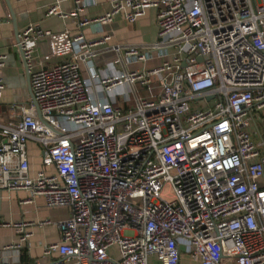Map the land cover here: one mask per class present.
Segmentation results:
<instances>
[{
	"label": "built area",
	"instance_id": "built-area-1",
	"mask_svg": "<svg viewBox=\"0 0 264 264\" xmlns=\"http://www.w3.org/2000/svg\"><path fill=\"white\" fill-rule=\"evenodd\" d=\"M65 1L75 10L52 7L46 17L78 18L98 0ZM151 8L157 41L115 46L97 70V47L111 40L106 27L115 16L134 24ZM91 25L101 40L39 25L21 32L43 123L31 100L11 106L8 124L0 115V197L27 192L22 205L42 198L46 208L70 212L44 258L264 264V135L256 118L264 111V0H113L111 12L79 23ZM7 61L0 50V100ZM120 88L127 91L117 95ZM31 143L41 154L35 176ZM30 226L2 224L19 242L0 251V263L19 264ZM13 250L17 258L5 259Z\"/></svg>",
	"mask_w": 264,
	"mask_h": 264
},
{
	"label": "crops",
	"instance_id": "crops-1",
	"mask_svg": "<svg viewBox=\"0 0 264 264\" xmlns=\"http://www.w3.org/2000/svg\"><path fill=\"white\" fill-rule=\"evenodd\" d=\"M16 16L19 33L31 25H39L43 30L54 33L69 32L72 36L83 33L88 40L99 41L102 38L101 29L96 25L79 27L83 19H98L112 10L113 0H98L95 4H88L83 14L78 18H61L60 16L46 17L47 11L57 7L62 14H69L75 10L73 2L65 0H9ZM158 11L154 8L148 9L145 16L136 23H129L124 13L115 16L107 30L111 32V40L107 44L97 47L98 58L95 61L97 70H104V62L111 61L114 52L111 48L118 45H134L145 47L155 43L158 39L157 27ZM39 52L47 53L48 46L42 42L38 46ZM0 50L8 56L7 64L2 76L6 83V91L0 100V115L4 117L5 124L10 123L12 105H28V95L25 79V66L16 45L14 26L10 13L4 0H0ZM39 53V54H40ZM153 53L149 56L153 57ZM82 74L87 77L86 67L81 64ZM121 70V68H117ZM127 88L117 90V95L124 94ZM145 96L146 94L143 93ZM120 98V97H119ZM118 98V104L122 105ZM257 125L264 135V111L257 115ZM29 157L31 175L35 176L42 169L41 154L39 148L29 144ZM53 173V169H48ZM27 192H4L0 197V251L8 246L18 244L19 235L11 227H2V224H14L17 222H28L31 224L29 232L31 237L20 250L19 264H49L44 258V250L52 244L61 242V234L56 226L59 222L69 218L68 209H48L42 198H37L33 204L22 205V201L28 199ZM50 222L48 225H42ZM8 256L17 258L18 252L13 250ZM57 257V255H55ZM0 264H3L2 262Z\"/></svg>",
	"mask_w": 264,
	"mask_h": 264
},
{
	"label": "water",
	"instance_id": "water-1",
	"mask_svg": "<svg viewBox=\"0 0 264 264\" xmlns=\"http://www.w3.org/2000/svg\"><path fill=\"white\" fill-rule=\"evenodd\" d=\"M4 2H5V5H6L8 11L10 13L11 19H12V23H13V26H14V32H15L16 45L18 47V50L20 52L21 58L23 60L24 66H25V79H26V87H27L28 95H29L30 100L32 101V103H33V105H34V107L36 109L38 119L43 123L41 112H40V110L38 108V105H37V103L35 101V98L33 96V93H32L29 70L27 68V64H26V61H25V58H24V55H23V51H22V48L20 46V39H19L20 33H19V30H18V27H17L16 16H15L14 10H13L11 4H10V1L9 0H4Z\"/></svg>",
	"mask_w": 264,
	"mask_h": 264
},
{
	"label": "rangeland",
	"instance_id": "rangeland-1",
	"mask_svg": "<svg viewBox=\"0 0 264 264\" xmlns=\"http://www.w3.org/2000/svg\"><path fill=\"white\" fill-rule=\"evenodd\" d=\"M164 198L167 200L171 199V195L169 194V189L165 190ZM180 245H181L182 249H186L189 246V243L187 241H181ZM151 262H154V260L152 259Z\"/></svg>",
	"mask_w": 264,
	"mask_h": 264
}]
</instances>
